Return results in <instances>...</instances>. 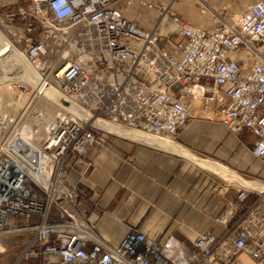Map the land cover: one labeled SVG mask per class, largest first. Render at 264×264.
Instances as JSON below:
<instances>
[{
    "label": "built area",
    "instance_id": "built-area-1",
    "mask_svg": "<svg viewBox=\"0 0 264 264\" xmlns=\"http://www.w3.org/2000/svg\"><path fill=\"white\" fill-rule=\"evenodd\" d=\"M119 2L28 0L3 16L20 34L19 45L6 39L12 50L0 61L10 69L0 84V264H233L243 254L262 264L264 180L254 197L238 191L217 234L190 243L170 231L151 238L130 229L118 243L98 233L89 155L107 136L84 116L172 141L195 105L213 107L222 94L214 116L249 136L264 166V0L210 30L181 21L168 0L157 9L178 27L168 49L156 30L124 18ZM72 45L75 58L65 59ZM29 92L58 95L65 109L32 132L33 150H20L27 125L1 111Z\"/></svg>",
    "mask_w": 264,
    "mask_h": 264
},
{
    "label": "crops",
    "instance_id": "crops-1",
    "mask_svg": "<svg viewBox=\"0 0 264 264\" xmlns=\"http://www.w3.org/2000/svg\"><path fill=\"white\" fill-rule=\"evenodd\" d=\"M255 1L177 0L174 13L181 21L210 30L216 25L207 8L227 9L235 15ZM167 2L120 0L117 9L137 29L156 30L164 38L161 47L168 49V40H178V27L168 19L160 20L157 9ZM0 46L8 53L12 50L1 33ZM145 79L152 81L150 76ZM225 102L221 94L213 107L195 105L191 119L172 141L143 137L120 127L127 136L110 134L103 146L92 149L88 179L98 205L93 220L100 235L118 243L130 229L151 238L170 231L190 243L199 233L217 234L216 220L233 197L227 185V162L233 153L237 171L251 178L248 185L240 176L237 189L254 197L264 180V166L253 158L249 136L231 133L214 116V110ZM234 264L256 263L243 254Z\"/></svg>",
    "mask_w": 264,
    "mask_h": 264
},
{
    "label": "rangeland",
    "instance_id": "rangeland-1",
    "mask_svg": "<svg viewBox=\"0 0 264 264\" xmlns=\"http://www.w3.org/2000/svg\"><path fill=\"white\" fill-rule=\"evenodd\" d=\"M27 1L28 0H0V33L3 35L5 40L9 39L17 45H19V42L17 40H18V35L20 34L18 26L9 25L7 21L4 20L3 16H5V13L9 9H14L18 6L25 5ZM207 10L211 14L215 25L222 19L229 20V19H233L236 15H238V14L231 15L227 9H211V8L208 9L207 8ZM52 42L56 44L57 41L56 39H53ZM6 50L7 49H5L4 46H0V55H1L0 61L4 59L5 55L2 53L6 52ZM69 52H71V54L69 56H67L66 54L65 59L73 60L75 58L74 57L75 47L73 45L67 48V53ZM2 63L3 62H0V84H2L3 81L5 80L4 79L5 74H8V75L10 74V69L8 67L9 65L2 66ZM81 63L86 67L87 64L85 62L82 61ZM8 75L7 77L9 78L13 76V75L8 76ZM63 100L64 99L62 97H59L58 95H54L52 97L46 96L44 98L43 97L36 98L32 96V92H29L27 95L21 98L19 103L16 105V108L10 111L4 108L2 109L1 113L4 115L5 114L14 115L17 117V120H21L27 125L23 127V130L21 132V139L24 140V139H27L28 135H30V132L31 133L34 131L39 132L44 127V125L47 122H49L52 117H54V115L64 111L65 105L63 104ZM104 133L107 137H109L110 134L117 135L115 133H110V132L106 133V131ZM241 135L247 136L245 133H242ZM249 140L251 141L250 137H249ZM234 156L235 155L233 153L231 160L227 162V174H228L227 180L228 181L230 180V182H227V185H231L232 187L231 194L233 195V197L227 201V205L228 203L232 202L236 198V196L238 195V191H240L239 189H237V185H236V181L237 179L240 178V176L242 180L248 183V185L251 182V178L249 175H246L245 173H240L239 171H237L235 165L233 164ZM229 175H231L230 176L231 178H229Z\"/></svg>",
    "mask_w": 264,
    "mask_h": 264
},
{
    "label": "bare ground",
    "instance_id": "bare-ground-1",
    "mask_svg": "<svg viewBox=\"0 0 264 264\" xmlns=\"http://www.w3.org/2000/svg\"><path fill=\"white\" fill-rule=\"evenodd\" d=\"M9 46H10V44H9ZM11 46H12V45H11ZM6 53H8V52H4V53H2V54H4L5 57L8 58V56H7ZM4 55H3V56H4ZM15 55H16V53H12V54L10 55V57H11V56H15ZM0 58H1V55H0ZM18 60H19V59H17V61H18ZM61 73H62V72H60L58 75H60ZM84 117L87 118V119H85V121L87 120V121L91 124V126L97 128V129H99V130H101V131H103V132L106 131V133H107V132L115 133V134H117V135H119V136H127V135H128L127 133H125L124 131H122L121 129H119L120 127H117V126H114V125H111V124H108V123H105V122H100V121H96V120H90L88 116H84ZM88 119H89V120H88ZM122 129H123V128H122ZM110 133H108V134H110ZM137 134H138V133H136V135H137ZM138 135H141V134H138ZM141 136H143V135H141ZM143 137H145V136H143ZM31 138H32V133L30 132V135H28L27 139H24V140L21 141L22 143L20 144L19 149H20V150H33V147H32V145L30 144V140H31Z\"/></svg>",
    "mask_w": 264,
    "mask_h": 264
}]
</instances>
